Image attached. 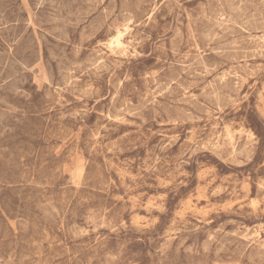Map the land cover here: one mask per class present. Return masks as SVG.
<instances>
[{"label": "rangeland", "instance_id": "374dc122", "mask_svg": "<svg viewBox=\"0 0 264 264\" xmlns=\"http://www.w3.org/2000/svg\"><path fill=\"white\" fill-rule=\"evenodd\" d=\"M263 2L0 0V264H264Z\"/></svg>", "mask_w": 264, "mask_h": 264}, {"label": "bare ground", "instance_id": "6f19581e", "mask_svg": "<svg viewBox=\"0 0 264 264\" xmlns=\"http://www.w3.org/2000/svg\"><path fill=\"white\" fill-rule=\"evenodd\" d=\"M241 2V1H240ZM264 3V2H263ZM151 14V13H150ZM112 15V14H111ZM131 18V17H130ZM226 23V22H225ZM123 28V27H122ZM122 36H123V31H119V33H118V36H117V39L115 40V42L119 45V46H122L124 43H123V41H122ZM264 37V36H263ZM262 37V38H263ZM184 38H182V40H183ZM260 39V38H259ZM255 42V41H254ZM180 43H181V41H180ZM256 44V43H255ZM138 45V44H137ZM116 47V46H115ZM193 47V46H192ZM263 49V48H262ZM174 52V51H173ZM259 55V54H258ZM261 55V54H260ZM105 58V57H104ZM198 58V57H197ZM89 59V58H88ZM195 60V59H194ZM200 61V60H199ZM191 65V64H190ZM87 66V65H86ZM110 66V65H109ZM108 66V67H109ZM189 67V66H188ZM187 67V68H188ZM245 67V66H244ZM196 69V68H195ZM242 69V68H241ZM248 70V69H247ZM184 72V71H183ZM219 74V73H218ZM253 76V75H252ZM178 78V77H177ZM241 82V81H240ZM232 84H234V83H232ZM242 86V85H241ZM232 89V88H231ZM237 89V88H236ZM235 89V90H236ZM218 92V91H217ZM90 93V92H89ZM91 94V93H90ZM193 98V97H192ZM188 99V98H187ZM181 100H183V99H181ZM225 100V99H224ZM220 103V102H219ZM227 105V104H226ZM225 105V106H226ZM142 106V105H141ZM218 127V126H217ZM253 135V134H252ZM164 145V144H163ZM241 153V152H240ZM236 154V153H235ZM233 155V154H232ZM137 224V223H136Z\"/></svg>", "mask_w": 264, "mask_h": 264}]
</instances>
